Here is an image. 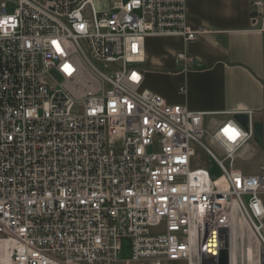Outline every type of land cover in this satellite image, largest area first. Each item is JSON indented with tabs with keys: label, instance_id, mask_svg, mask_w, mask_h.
Instances as JSON below:
<instances>
[{
	"label": "built area",
	"instance_id": "2783aa9c",
	"mask_svg": "<svg viewBox=\"0 0 264 264\" xmlns=\"http://www.w3.org/2000/svg\"><path fill=\"white\" fill-rule=\"evenodd\" d=\"M9 1L11 14L0 0V264H219L224 230L229 264L259 261L264 164L237 165L254 143V114L206 128L208 113L142 87L147 37L196 40L188 0H117L106 11L93 0ZM176 62L186 70L191 58Z\"/></svg>",
	"mask_w": 264,
	"mask_h": 264
},
{
	"label": "crops",
	"instance_id": "0c3cea01",
	"mask_svg": "<svg viewBox=\"0 0 264 264\" xmlns=\"http://www.w3.org/2000/svg\"><path fill=\"white\" fill-rule=\"evenodd\" d=\"M258 1L264 4V0H188L187 24L197 33L196 40L147 37L140 66L142 87L168 104L208 113L203 118L206 128L227 119L228 113L248 111L264 127V30L256 16L258 11L264 14V5L252 6ZM116 2L93 0L99 11L112 9ZM178 53L191 58L186 70L176 62ZM247 155H259L264 164V141L263 147L249 144L242 152V157Z\"/></svg>",
	"mask_w": 264,
	"mask_h": 264
},
{
	"label": "rangeland",
	"instance_id": "374dc122",
	"mask_svg": "<svg viewBox=\"0 0 264 264\" xmlns=\"http://www.w3.org/2000/svg\"><path fill=\"white\" fill-rule=\"evenodd\" d=\"M7 3V13L11 14L14 11L15 5L13 4V2L9 1V0H5ZM127 1V0H125ZM95 6V4H94ZM96 8V6H95ZM97 11H99V9L96 8ZM260 164H262V160L261 157L259 155H254V156H250L247 155L243 158H241V160L237 161V165L242 168L245 172L248 173H252L255 172L258 167L260 166ZM207 169L209 171V174L212 178V181L215 185L216 188L219 189H224L226 188V182L224 179V176L222 175V172L219 170V168L212 162V161H208L207 162ZM259 253H260V260L258 261L257 259H255L252 263L250 264H264V247L261 246L259 249ZM131 255V249H130V241L128 239H123L121 241V251L119 254V259L124 261V260H128L130 258Z\"/></svg>",
	"mask_w": 264,
	"mask_h": 264
},
{
	"label": "water",
	"instance_id": "95a60500",
	"mask_svg": "<svg viewBox=\"0 0 264 264\" xmlns=\"http://www.w3.org/2000/svg\"><path fill=\"white\" fill-rule=\"evenodd\" d=\"M234 119L240 122L245 128H247L248 118L246 115H235ZM254 143L258 147H263L264 141V127L261 122L254 123ZM228 231H223V249L220 253L219 264H229V253H228Z\"/></svg>",
	"mask_w": 264,
	"mask_h": 264
}]
</instances>
